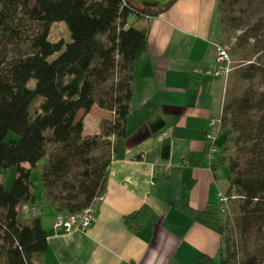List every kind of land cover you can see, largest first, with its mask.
Wrapping results in <instances>:
<instances>
[{
	"label": "trees",
	"instance_id": "1",
	"mask_svg": "<svg viewBox=\"0 0 264 264\" xmlns=\"http://www.w3.org/2000/svg\"><path fill=\"white\" fill-rule=\"evenodd\" d=\"M225 1L220 0L219 14ZM165 8L136 6L131 0H36L33 5L32 0H0V46L20 50L11 60L6 58V49L4 55L0 50V173L17 168L10 190L0 183V264H36V256L48 249L41 220L45 205H36L31 175L47 155L49 143L58 149L50 154L41 185L57 213H81L105 194L109 166L126 138L133 65L149 45V25L136 27L129 20L133 15L137 21L150 19ZM227 21L228 17L222 19ZM56 22L66 23L71 42L49 40ZM258 74L259 67L252 63L242 77L252 80ZM258 94L247 92L226 108L239 133L238 147L239 142L264 143V90ZM95 105L112 112L114 118L102 122L100 134L86 136L79 114L88 115ZM255 109L260 112L256 135L244 136L249 127L247 113ZM165 126L161 117L148 122L152 134ZM10 133L19 136V141L5 142ZM111 136L114 141L108 140ZM96 151L100 153L95 155ZM170 153L171 144L166 141L162 155L169 158ZM243 156L244 163L239 157L229 165V183L243 198L241 221L248 232L264 222V154L246 152ZM73 163L81 171L75 186L63 195L57 189ZM23 204L32 206L29 224L20 218ZM175 206L224 239L221 212L213 203L203 212L180 201ZM140 213L126 218L130 228L141 227L136 219ZM223 245L219 261L202 257V264H233L235 253ZM242 264L257 262L248 259Z\"/></svg>",
	"mask_w": 264,
	"mask_h": 264
},
{
	"label": "crops",
	"instance_id": "2",
	"mask_svg": "<svg viewBox=\"0 0 264 264\" xmlns=\"http://www.w3.org/2000/svg\"><path fill=\"white\" fill-rule=\"evenodd\" d=\"M219 3L174 0L158 16L139 19V27L149 25V45L133 65L126 138L109 166L106 192L95 202L96 221L86 231H55L58 213L44 197L40 176L36 205H45L41 220L48 249L36 256V264L219 261L222 236L175 206L180 201L200 212L210 203L218 208L219 192L229 187L226 163L217 155L209 164L205 156L208 125L223 98V78L215 75ZM139 21L130 18L129 25ZM157 117L166 126L152 134L148 122ZM99 133L98 126L86 136ZM166 141L171 144L169 158L162 155ZM46 165L40 167L41 175ZM16 170L12 167L9 174L15 177ZM139 211L141 227L130 228L126 218ZM32 216V206L21 205V221L29 224Z\"/></svg>",
	"mask_w": 264,
	"mask_h": 264
},
{
	"label": "rangeland",
	"instance_id": "3",
	"mask_svg": "<svg viewBox=\"0 0 264 264\" xmlns=\"http://www.w3.org/2000/svg\"><path fill=\"white\" fill-rule=\"evenodd\" d=\"M35 2L36 0H32V5ZM134 17L137 18L136 15H133L131 18ZM226 17H228V21L222 22V19ZM141 21L135 24V26L139 27L142 25ZM220 24L221 37L217 44L221 49H226L228 52V60L223 65L222 74L217 76L222 77L224 81L223 98L218 114L220 115L222 112V130L218 138L220 145L218 155L221 161L226 163V176L231 177L229 167L231 162L240 157L244 163L246 156L244 157L243 154L246 152L252 154L258 151V153L264 154V143L261 141H259L258 145H255L251 141L247 144L239 142L240 147H238L239 133L232 127L233 116L226 113L227 106L241 99L247 92L260 94L264 90V0H226L220 12ZM61 39L69 43L71 42V34L65 22H56L51 27L49 40L51 42H57ZM1 49H3V55L6 49L5 53L8 60H11L20 51L18 47L14 50L12 46H8L7 48L0 46ZM59 55L60 53L54 55L50 60L55 59ZM252 63L257 64L259 67V74L252 80H245L242 77L243 72ZM31 86H34V82L31 83ZM98 107L96 105L87 117L84 112H80L79 114V118H87L86 129L84 131L85 135L94 132L98 126L99 132L101 133L102 122L114 118L112 112L105 109L103 110L106 112L100 111V107ZM259 116L260 112L256 109L247 113L246 119L248 120L249 127H247L244 136L248 134L256 135V121ZM241 137L243 135L240 132ZM19 139V136L10 133L5 142L10 143L13 140L18 142ZM114 139V136L108 138L110 141H114ZM243 148H247V150ZM46 149L47 155L40 161L38 168H35L31 175L35 184V195H38L40 192L38 187L41 176L40 167L45 162L48 164L51 152L57 150L58 146L49 143ZM99 153L100 151H96L95 155ZM243 165V169H247V165ZM80 171L81 168L76 163H73L67 175L59 183V189L57 191L61 192L60 190H62V194L67 195L72 187L75 186ZM14 178L13 174H9V170H2L0 173V183L4 184L8 190L11 189ZM230 186L229 183L228 189L224 191L225 194L231 197L230 209L228 212H221L219 216L224 226L223 243L228 245L235 253L233 264H242L248 259H255L257 264H264V222L254 226L248 232L243 230L241 221L243 198L236 189H231Z\"/></svg>",
	"mask_w": 264,
	"mask_h": 264
},
{
	"label": "built area",
	"instance_id": "4",
	"mask_svg": "<svg viewBox=\"0 0 264 264\" xmlns=\"http://www.w3.org/2000/svg\"><path fill=\"white\" fill-rule=\"evenodd\" d=\"M228 60V52L226 49H221L218 46L216 55V70L215 75L219 76L223 72V65ZM222 130V112L217 117L210 120L208 130L205 136V156L209 164H211L219 153L217 140ZM231 197L223 192H219L217 197L218 210L222 213L228 212L230 209ZM95 203L81 213L77 214H62L58 213L53 228L57 232L70 233L72 231H86L96 221Z\"/></svg>",
	"mask_w": 264,
	"mask_h": 264
},
{
	"label": "water",
	"instance_id": "5",
	"mask_svg": "<svg viewBox=\"0 0 264 264\" xmlns=\"http://www.w3.org/2000/svg\"><path fill=\"white\" fill-rule=\"evenodd\" d=\"M174 0H132L136 6L151 7L155 9H163L171 4Z\"/></svg>",
	"mask_w": 264,
	"mask_h": 264
}]
</instances>
